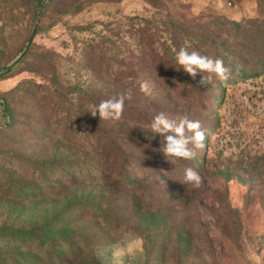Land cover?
Segmentation results:
<instances>
[{
	"label": "rangeland",
	"instance_id": "obj_1",
	"mask_svg": "<svg viewBox=\"0 0 264 264\" xmlns=\"http://www.w3.org/2000/svg\"><path fill=\"white\" fill-rule=\"evenodd\" d=\"M185 45L250 75L201 85ZM161 112L201 121L195 159ZM0 264H264V0H0Z\"/></svg>",
	"mask_w": 264,
	"mask_h": 264
},
{
	"label": "clouds",
	"instance_id": "obj_2",
	"mask_svg": "<svg viewBox=\"0 0 264 264\" xmlns=\"http://www.w3.org/2000/svg\"><path fill=\"white\" fill-rule=\"evenodd\" d=\"M176 61L193 79L199 73H208L207 77L202 76L201 85L210 83L213 76L220 80H227L230 75V70L225 67L223 59L201 55L195 50L190 51L187 45L176 52ZM140 90L145 94L151 93L146 81L141 83ZM128 99H130L129 95L120 93L102 100L90 111L91 115L93 117L98 115L100 121H119ZM150 128L153 134H159L164 138L161 150L166 157L192 160L197 154L195 149L204 147L206 134L200 120L189 119L187 116L172 119L161 112L154 116ZM184 180L193 188H199L202 184V177L193 168L185 169Z\"/></svg>",
	"mask_w": 264,
	"mask_h": 264
},
{
	"label": "trees",
	"instance_id": "obj_3",
	"mask_svg": "<svg viewBox=\"0 0 264 264\" xmlns=\"http://www.w3.org/2000/svg\"><path fill=\"white\" fill-rule=\"evenodd\" d=\"M211 48H212L211 45H209V46H208V49L211 50ZM215 55L218 56L219 58L223 59V61L227 64V66L235 68V71H237L239 77H246V76L250 75V73H248V72L246 71V69H244L243 67H241V66H240V68L237 67V66H239L238 63H237V61H235V60H230L226 55H222V54H220V53H216ZM238 61H239V60H238ZM118 164H119V163H118L117 160H113L112 165H113L114 167H116ZM127 177H128V176H127L126 174L123 175V172H122V173L119 175V177H118L117 180H118L119 183H121V184L129 185V181H130V180H129ZM75 257H76V256H75ZM75 257H71V259H73V258H75Z\"/></svg>",
	"mask_w": 264,
	"mask_h": 264
},
{
	"label": "water",
	"instance_id": "obj_4",
	"mask_svg": "<svg viewBox=\"0 0 264 264\" xmlns=\"http://www.w3.org/2000/svg\"><path fill=\"white\" fill-rule=\"evenodd\" d=\"M22 54H23V53H22ZM22 54H21V56H22ZM21 56H20V57H21ZM20 57H19V58H20ZM16 61H17V60H16ZM16 61H15V62H16ZM15 62H13V64H14ZM7 69H8V68H7Z\"/></svg>",
	"mask_w": 264,
	"mask_h": 264
}]
</instances>
